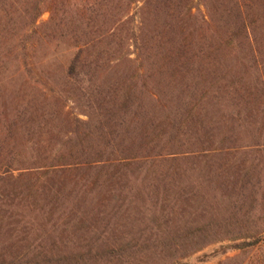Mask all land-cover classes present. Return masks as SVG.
I'll return each instance as SVG.
<instances>
[{
	"label": "trees",
	"instance_id": "1",
	"mask_svg": "<svg viewBox=\"0 0 264 264\" xmlns=\"http://www.w3.org/2000/svg\"><path fill=\"white\" fill-rule=\"evenodd\" d=\"M43 9L49 22L37 25ZM19 16L0 29V72L1 59H8L29 65L33 77L37 51L50 46L65 47L69 57L56 74L51 52L45 70L25 79L31 85H20L25 108L3 119L0 264H134L131 242L107 245L109 219L90 229L91 196L117 176L176 162L169 156L176 154L183 127L194 131L193 146L213 172L211 184L217 178L211 159L230 150L215 146V136L222 135L224 145L244 131L254 139L248 151L264 153V0H30ZM224 56L239 75L221 89L229 94L234 86L231 111L218 121L212 115L209 132L198 108L224 80L217 71ZM78 98L95 118L83 121L70 112L67 103ZM50 125L66 136L55 153L21 157L33 134ZM261 174L241 180L238 198L253 193L248 207L228 205L224 240L238 253L222 264H264ZM49 176L57 177L56 185L45 193ZM165 215L150 217L159 264H189L183 260L215 243L222 228L184 226L171 235L159 223Z\"/></svg>",
	"mask_w": 264,
	"mask_h": 264
},
{
	"label": "rangeland",
	"instance_id": "2",
	"mask_svg": "<svg viewBox=\"0 0 264 264\" xmlns=\"http://www.w3.org/2000/svg\"><path fill=\"white\" fill-rule=\"evenodd\" d=\"M29 5L30 0H0V29L11 27L12 20L21 17L19 15L23 14ZM49 18L50 14L43 9L37 20V25L48 23ZM51 52L55 55L49 64L54 68V73L57 74L64 69L67 57H69L63 46L58 49L50 46L48 51L43 49L37 51L35 70L31 73L33 77L31 75L28 77V73H26L29 65L1 59L5 69L0 72V141L3 139L2 134H4L2 131L3 119L6 117V120L8 118L11 121L17 111L22 112L25 108L26 91L24 88L20 90V85H31L25 79H33L36 74L40 73V70H45L47 66L45 59H50ZM45 54H47L46 58ZM233 62L232 58L227 56L221 59L217 65V71L219 75L224 76V80L218 82L212 89L213 91L209 92V95L199 104L198 114L203 117V124L209 132L208 119H213L212 115L217 113L215 121H218L219 115H226L228 109L231 111L230 108L233 104L231 91L234 86L229 87V94L221 92V89L230 86L239 75ZM243 82L248 83L246 79ZM87 105L85 100L81 98H78V101L72 99L67 103L70 112L83 121L88 120L90 116L95 118L94 111L89 109ZM16 107L17 111L14 110ZM236 110L237 108L234 107L233 111ZM221 127L223 126L221 125ZM192 135H194V131L187 129V127H183L182 132L178 135L179 143L174 148L176 154L169 156L174 157L176 162L159 164L148 170L142 169L137 173L117 176L105 184L100 195H97L96 191L91 196H95V199L92 198L93 204L88 207L89 210H92L89 224L95 225L97 221L100 223L101 220L106 223L109 219L108 226L112 232L109 231L106 237L108 239L107 245L120 247L122 243L131 242L132 245H135L133 249L137 254L134 264L160 263L158 260L161 256L159 251L152 250L157 232L154 227L155 222H151L150 217L151 215L154 218L161 217L163 211L166 215L160 219L163 222L159 221V223L171 235L179 234L180 228L184 226L195 227L211 224L217 231L219 229L216 226L222 225L216 234L217 241L215 243L189 256L183 262L189 264H222L226 259L238 253V251H232L228 248L232 242L224 240L225 222L229 216L228 205L235 201H241L245 207L251 204L253 193L247 192L244 194V198L240 199L238 198L241 196L239 195V187L241 180L246 176H250L252 181L258 179L261 173L264 176V153H250L248 151L254 139L248 137L244 131L239 132L237 130L233 140L224 145L220 144L222 135L215 136L212 138L215 146L224 149L230 148V150L211 159L210 162L214 164V173L217 175L215 183L211 184L213 172L209 170V165L208 167L205 166L204 160L206 158L199 154V146H193L195 139L191 137ZM24 137L26 139V136ZM65 140L66 136L63 130L50 125L41 131V135L33 134L28 144L29 149L26 147L24 150L21 149L20 155L21 157H30L31 155L45 157L55 153L58 145ZM263 140L264 138H262ZM51 141L55 143L51 145ZM204 143L202 147L205 149L208 144L206 140ZM44 145L46 148H50L48 153L43 150ZM231 147L234 148L231 149ZM208 154L210 155V153ZM16 175L17 173L14 176ZM45 180L47 182L44 184V192L48 193L51 186L56 185L57 177L49 176ZM260 194L261 192L255 193L256 197H260ZM94 225L90 228L91 230H93ZM84 235L88 238L92 234ZM253 253L254 251L245 255V260L249 259ZM244 258L240 260L243 261Z\"/></svg>",
	"mask_w": 264,
	"mask_h": 264
}]
</instances>
